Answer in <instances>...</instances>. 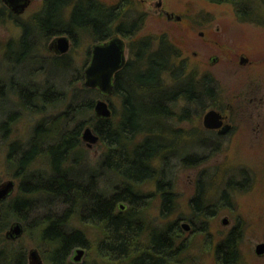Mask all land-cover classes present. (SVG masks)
<instances>
[{"label":"trees","instance_id":"trees-1","mask_svg":"<svg viewBox=\"0 0 264 264\" xmlns=\"http://www.w3.org/2000/svg\"><path fill=\"white\" fill-rule=\"evenodd\" d=\"M126 1L107 6L99 0H44L42 10L22 23L21 38L15 44H8L7 60L12 61V53H16L15 62L34 60L37 42L59 34L68 35L76 45L84 35L94 41L106 40L114 33L132 37L143 27L146 14L126 20L123 15V8L129 3ZM209 1L232 4L240 20L255 18L261 14L259 6H264V0ZM70 4L73 5L67 12ZM2 12L3 8L0 17ZM135 43H138L135 62L129 61L117 74L116 94L121 99L117 120L96 117L95 98L102 93L82 82L80 88L72 87L65 111L38 121L26 143L18 140L8 143V166L15 171L14 177L21 179L19 196L10 202L8 215L24 221L27 231H37L38 242L47 247L45 259L51 264H77L71 260L74 250L91 246L83 229L69 227L73 219L98 229L97 250L108 261L183 264L185 259L187 245L184 239L178 242L182 235L178 222L150 227L144 220L149 195L139 186L155 180L162 197L161 210L171 212L175 199L166 156L176 154L178 147L174 139L171 144H165L168 140L163 135V120L173 116L171 103L175 105L177 99L204 107L206 96L213 94V86L209 79H196L185 74L181 65H173L171 56L177 49L166 39L161 38L157 49L150 48L147 39ZM65 60L66 56L62 55L53 56L49 61L60 67ZM38 71L45 75L42 82L35 81L34 73L26 74L27 81L12 78L11 71V79L4 80L0 73V100L4 103L0 111L1 140L10 136L12 125L20 118V109L41 112L48 105L67 99L68 91L56 87L58 74L50 79L44 69ZM68 74L79 82L84 79L83 70H70ZM164 74H169L175 89L166 85ZM79 97L83 99L76 101ZM13 101L19 104V109L12 106ZM5 105L11 111L5 112ZM182 111L180 116L189 114L187 107ZM89 113L92 114L88 117ZM86 124L95 129L106 151L97 168L85 173L77 168L83 165L82 133ZM201 158L190 154L182 160L193 165ZM38 159L45 162L43 170L32 169ZM156 161L162 165L155 166ZM192 200L196 215L197 210H203L200 191ZM121 202L129 205L126 211ZM208 210L204 214L215 212ZM202 228L207 227L202 225ZM238 238L239 231L234 227L216 244L214 254L218 264H240ZM17 257V254L2 257L0 264H11Z\"/></svg>","mask_w":264,"mask_h":264},{"label":"rangeland","instance_id":"rangeland-1","mask_svg":"<svg viewBox=\"0 0 264 264\" xmlns=\"http://www.w3.org/2000/svg\"><path fill=\"white\" fill-rule=\"evenodd\" d=\"M73 2L76 0H72ZM107 6L120 0H99ZM123 11L126 20H132L139 14H146L143 27L132 37L121 35L126 41V62H135L138 50V40L147 39L150 48L157 49L161 38L166 39L177 50L171 56L173 65L184 66L183 72L196 79H205L213 86L212 96H206L205 106L198 108L195 104H187L177 99L173 105L174 114L164 119L163 135L167 136L165 144L174 141L178 151L169 154L168 167L171 169L172 191L174 203L171 212H162L161 193L157 190L156 181H146L139 186L148 196L144 210V220L150 227H163L171 222H178L182 229L181 239L186 241L187 250L184 253L183 264H218L215 259V246L225 239L230 231L237 227L239 231L240 264H264V252L258 254L256 247L264 244V6H259L261 14L249 20H240L232 4L217 3L209 0H127ZM126 1V3H127ZM44 0H31L26 9L18 16H12L0 0L4 13L0 17V73L4 80H26V74L34 73L35 81L42 82L46 74L54 77L57 89H65L67 99L54 105H48L41 112H31L20 109L19 120L12 125V131L7 140L0 139V183L9 180L15 182L14 189L4 199L6 205L19 195L21 179L14 177V170L8 166L6 156L8 143L18 140L26 143L30 138L34 125L44 117L58 115L65 111L72 87L80 88L82 81L68 73L84 70L89 64L91 48L98 41L84 35L80 43L70 40V48L64 53H57L49 48L50 42L57 36L37 42L36 58L15 62L16 53H12L11 62L7 60L8 44L18 41L23 33V22L40 12ZM73 5V4H72ZM72 5L67 8L70 11ZM264 16V15H263ZM115 34V33H114ZM17 49V48H16ZM16 51V50H15ZM66 56L60 67L49 60L53 56ZM245 58L246 61H242ZM70 63L71 69L68 65ZM11 71V73H10ZM10 73V74H9ZM56 73V74H55ZM167 84L173 81L169 74H164ZM84 78V77H83ZM27 81V80H26ZM71 81V82H69ZM42 84V86H41ZM40 88L43 89V83ZM90 88V87H89ZM83 96V94L81 95ZM83 98L79 97L78 100ZM105 99L112 110L109 118L117 120L121 114V99L116 92L107 97L101 95L95 98ZM14 102V101H13ZM175 103V102H174ZM4 104L0 100L1 106ZM15 108H20L15 102ZM5 112L11 111L9 105L3 106ZM187 107L189 114L180 116ZM211 109L222 112L230 129L225 133H217L204 125V115ZM95 111V110H94ZM94 111H92L94 113ZM89 113L87 116H91ZM107 119V118H104ZM90 126L94 133L95 129ZM154 127H157L156 125ZM175 131H178L176 134ZM142 138V137H140ZM83 165L77 169L86 172L94 171L106 151V146L99 141L88 147L83 141ZM183 154V155H182ZM190 154L202 156L197 164L185 163L182 157ZM154 165H162L155 162ZM45 162L38 159L32 169L43 170ZM108 178V177H107ZM231 179V180H230ZM108 180V179H107ZM200 182V183H199ZM200 186V187H199ZM199 188V189H198ZM200 191L203 201L202 209L193 214V197ZM225 192V195H224ZM123 203V204H122ZM123 211L129 208L121 202ZM207 206L210 210L206 209ZM215 211L214 214H204V211ZM224 219L227 223H224ZM10 222L18 220L11 217ZM202 225H206L203 230ZM69 227L83 229L90 247L84 248V254L79 261L71 257L77 264H126L124 261H108L101 257L97 250L100 232L90 223H81L73 219ZM32 248L39 249L44 264H51L45 259L47 247L38 242L37 231L26 229L15 240L5 238V231L0 232V251L2 257H10L17 253L29 252ZM78 248V247H77Z\"/></svg>","mask_w":264,"mask_h":264},{"label":"water","instance_id":"water-1","mask_svg":"<svg viewBox=\"0 0 264 264\" xmlns=\"http://www.w3.org/2000/svg\"><path fill=\"white\" fill-rule=\"evenodd\" d=\"M4 1L11 3V0ZM29 2L30 0H23L20 4V10H24ZM50 47L59 54L64 53L70 48V40L66 35H59L53 39ZM125 50V40L119 35L93 44L89 64L84 70L85 86L99 89L106 97L110 95L114 91L115 76L126 65ZM242 61H246V59L242 58ZM94 110L98 118H109L112 115L109 103L105 99L97 100ZM203 122L209 129H219V133L221 134L228 131L231 127L228 123L223 125V115L214 109L209 110L204 115ZM99 139V135L94 133L90 126H87L82 133V140L87 142L88 147H92ZM14 184L13 180H9L1 186L0 199L12 193ZM224 223H227V220L224 219ZM8 233L15 237L20 236L22 234V225L17 222ZM84 251L83 247L76 248L74 260L79 261ZM256 252L262 254L264 252V244H259L256 247ZM29 264H44L40 251L37 248L30 250Z\"/></svg>","mask_w":264,"mask_h":264},{"label":"flooded vegetation","instance_id":"flooded-vegetation-1","mask_svg":"<svg viewBox=\"0 0 264 264\" xmlns=\"http://www.w3.org/2000/svg\"><path fill=\"white\" fill-rule=\"evenodd\" d=\"M3 1V3H4V6L7 8V9H9V13L12 15V16H16V19L18 18V16L26 9H24V10H20V4L22 3V1L23 0H11V3L10 2H8V3H6L4 0H2ZM30 2H31V0H30ZM29 2V3H30ZM0 9H2L1 7H0ZM4 9V8H3ZM20 11V12H19ZM115 35H119V36H121L122 34H120V33H115V34H112L111 36H109L107 39H109V38H111L112 36H115ZM106 39V40H107ZM124 39V38H123ZM125 40V39H124ZM53 41V40H52ZM52 41L50 42V44H49V48L51 49V45H52ZM102 41H104V40H102ZM99 42V41H98ZM125 45H127L126 44V41H125ZM128 62H126V64H127ZM126 66V65H125ZM124 66V67H125ZM123 67V68H124ZM182 67H184V66H182ZM122 68V69H123ZM121 69V70H122ZM120 70V71H121ZM119 71V72H120ZM118 72V73H119ZM117 73V74H118ZM117 75L115 76V80H114V91L113 92H116V85H117ZM166 85L167 86H174V88L173 89H175L176 87H175V85H173V83H171V84H167L166 83ZM97 89V88H96ZM99 90V89H98ZM100 91V90H99ZM112 92V93H113ZM103 95V94H102ZM103 96H105V95H103ZM106 97V96H105ZM222 115H223V125H225V124H227L228 123V121H227V117L222 113V112H220ZM216 131H217V133H219V129H215ZM4 183H0V188H1V186L3 185ZM9 196V195H8ZM4 199H6V197L5 198H3V199H0V232H3V231H5V238L6 239H8V240H15V239H17V238H19L20 236H18V237H15V236H12L11 234H9L8 232H9V230L17 223V222H19L21 225H22V233L24 232V230L26 229V224H25V222L24 221H21V220H15V221H12V222H10L6 217H9V215H8V208H9V204L8 205H6L5 204V202H4ZM39 250V249H38ZM76 250V249H75ZM4 250L2 249L1 251H0V255H3L4 253ZM29 253H30V250H29V252H27V254L26 253H17V259H16V261H13L11 264H17V262H19V264H29ZM41 254V253H40ZM42 256V255H41ZM73 259H74V257H73Z\"/></svg>","mask_w":264,"mask_h":264}]
</instances>
